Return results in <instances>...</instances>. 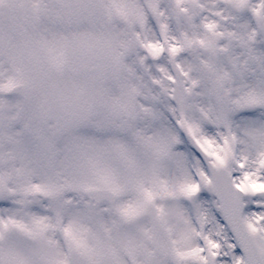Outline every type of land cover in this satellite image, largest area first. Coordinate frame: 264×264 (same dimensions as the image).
<instances>
[{
    "label": "snow or ice",
    "instance_id": "obj_1",
    "mask_svg": "<svg viewBox=\"0 0 264 264\" xmlns=\"http://www.w3.org/2000/svg\"><path fill=\"white\" fill-rule=\"evenodd\" d=\"M0 264H264V0H0Z\"/></svg>",
    "mask_w": 264,
    "mask_h": 264
}]
</instances>
